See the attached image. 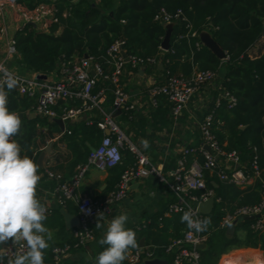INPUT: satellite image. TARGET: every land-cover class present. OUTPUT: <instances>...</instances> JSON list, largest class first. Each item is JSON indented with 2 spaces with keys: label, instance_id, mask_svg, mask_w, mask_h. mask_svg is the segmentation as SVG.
<instances>
[{
  "label": "trees",
  "instance_id": "16d2710c",
  "mask_svg": "<svg viewBox=\"0 0 264 264\" xmlns=\"http://www.w3.org/2000/svg\"><path fill=\"white\" fill-rule=\"evenodd\" d=\"M0 3L4 5L5 11L12 9L22 21L13 35L16 53L11 67L20 73L51 74L61 72L63 64L80 61L89 55L92 58L91 70L96 65L103 69V74L95 77L96 84L92 92L94 95L104 92V107L110 106L115 98L114 85L107 77L115 70L108 50L118 40L124 41L123 49L128 56L157 59V63L144 66L149 72L160 74L157 84H164L174 76L190 77L195 71L210 70L217 73V76L224 71L220 88L212 93L204 114L214 111V132L220 144L228 151L239 152L240 160L247 164V172L253 173L255 154L258 155L260 168L264 169V0H0ZM43 4L55 13V18L49 20L47 27L23 22L19 11L33 12ZM161 10L171 14L182 11V18L174 21L171 48L168 51L161 49L166 27L155 20ZM188 25L199 36L209 32L224 49L227 60H221L204 45L197 48L196 43L200 37H192ZM2 27L0 18V33ZM256 48L257 54L252 55ZM159 63H162L163 69L159 68ZM138 71L139 67L126 63L120 75L122 85L130 74ZM223 92L236 97L234 107L229 108L224 98L219 107L216 105L217 98ZM59 104L55 109L62 113L64 107L80 108L82 101L68 99ZM37 105V96L21 95L15 88L9 92V111L24 115L20 117V132L13 137L21 146V156L36 161L39 156V151H35L38 140L46 144L59 135V141L67 144L73 156L67 166L70 171L85 164L105 136L98 125L100 116L87 120L80 118L77 121L68 119L63 133L50 117H31L30 113ZM243 126L246 128L243 129ZM122 152V162L109 169L113 176L112 187L97 198H103L114 190L122 174L135 164L136 159L131 151L124 149ZM194 157L200 162L204 161L199 152ZM188 160L191 161V155ZM38 171L43 169L38 168ZM208 173L206 170V177ZM217 183L219 186L215 187L212 181L209 182V187L215 192V199L220 198L221 201L215 203L211 214L205 215L206 220L210 221L206 228L209 237L206 248L200 250V264H218L226 248L241 244L236 234L228 235L227 229L221 226L226 214L225 208H236L227 204L228 199L236 198V186L220 181ZM260 200L261 196L257 203ZM56 214L61 216L59 211ZM172 214L188 230L187 224L181 222L184 213ZM252 222L245 219L243 225L250 229ZM153 226L157 225L154 223ZM148 228L134 231L137 248H140V240L149 236ZM184 233L175 239L182 238ZM250 234L257 235L251 229ZM169 245L143 249L152 251L153 258L166 259L168 264H174V255L166 251ZM122 264H128L126 258Z\"/></svg>",
  "mask_w": 264,
  "mask_h": 264
},
{
  "label": "built area",
  "instance_id": "2783aa9c",
  "mask_svg": "<svg viewBox=\"0 0 264 264\" xmlns=\"http://www.w3.org/2000/svg\"><path fill=\"white\" fill-rule=\"evenodd\" d=\"M19 12L24 23L42 24L44 27L48 26L49 20L55 18L54 11L44 4L38 6L33 12ZM5 16L4 5L0 3V18L3 23L0 36L7 35ZM179 18H182L181 10H178L175 14L161 10L155 16V20L164 25L174 23ZM188 28L192 37L199 36L197 32L191 30V25H188ZM7 45V58L0 61V80L4 79L5 72L17 78L18 82L15 88L21 95L37 96L38 105L36 111L38 114L51 119L76 120L82 115L84 110L91 108L102 109L101 104L105 100L104 92L94 95L92 90L96 84V75L103 74V69L100 65H96L91 70V57H85L78 62L63 64L61 68L63 80L48 82L30 77L10 67L8 59L12 58L16 53L14 40H9ZM123 45L124 41L118 40L108 50L110 61L115 66V70L107 77L111 79L114 85L115 98L113 107L116 111L135 108L134 104L129 103V96L120 79L125 64L130 62L133 67H144L146 64L157 63L156 58L145 59L137 56H128L129 60L127 61L123 54L125 52ZM202 45L201 40L196 43L197 48ZM223 60H227V55ZM216 77L217 73L210 70L195 71L190 77L174 76L169 78L164 84H153L149 88V96L153 105H158L161 98H166L172 105L174 116L178 117L188 107L195 94L213 82ZM223 98L227 101L229 108L234 107L237 103L234 95L229 92H223L220 93L216 100L218 107L222 104ZM65 99H79L82 101V106L76 109H65L63 116L59 117L54 106L60 100ZM103 115L104 117L98 125L103 131H109V134H105L100 145L91 152L87 162L76 167L70 179H64L61 173L53 172L49 169L46 171L49 178L57 183L55 194L59 205L64 207L69 201H73L78 207L79 226L74 231L77 245L84 244L86 241L95 238L93 226L97 222L99 214L101 213L99 218H102L105 214L111 212L115 204L124 200L130 192L131 184L134 181L152 175L156 176L159 182L163 183L174 196L175 201L170 203L167 214L191 212L194 219L204 221L206 217L198 212V205L210 197H215L214 190L209 187V180L205 175L206 170L216 175L221 182L231 183L239 187L249 185L252 177L259 176L262 172L257 154L254 156L252 174L244 169L236 168V163L239 162L240 158L239 152L237 150L228 151L220 144L214 132V111L205 115L200 122L201 144L197 147L189 146L184 148L176 167L169 171H165L158 166L146 153L140 150L116 123L112 114L103 111ZM206 146L211 149V152L205 149ZM124 149L134 154L136 162L122 174L115 189L103 198H94L82 194L80 188L89 170L96 168L100 171H108L114 168L122 162V151ZM197 152L201 153L204 161L200 162L195 158L189 161L188 156H193ZM254 152L256 153L255 148ZM247 217H255L250 226L251 229L254 232L264 234V185L262 186L261 200L258 203L244 205L232 212H227L221 222V226L227 229L229 225ZM208 237L206 229L197 232L188 228L184 236L175 239L167 247L166 251L176 253L174 264H200L201 253L198 246L206 243ZM64 250H56V260H58L59 254L65 252ZM26 251L27 247L24 242L9 240L4 244L0 262L10 261L17 254H23ZM151 259H154L152 251H145L143 248L129 249L126 253L128 264H143Z\"/></svg>",
  "mask_w": 264,
  "mask_h": 264
},
{
  "label": "crops",
  "instance_id": "0c3cea01",
  "mask_svg": "<svg viewBox=\"0 0 264 264\" xmlns=\"http://www.w3.org/2000/svg\"><path fill=\"white\" fill-rule=\"evenodd\" d=\"M5 15L7 35L0 36V61L7 58L8 41L13 40L15 31L22 25L21 19L12 9H9ZM253 51L252 55L257 54L258 48ZM263 53L264 51H262ZM12 59L13 57L8 59L10 67ZM78 61L76 60L75 62ZM161 64L159 63V68L163 69V67H160ZM146 68L139 67V71L130 74L123 83L124 89L129 96L128 101L130 104H134V109L116 111L113 103L105 107L101 104L102 109L91 108L84 110L78 119L72 121H77L80 118L87 120L90 117H96V115L100 116L101 121L104 117L103 111L112 114L116 123L125 131L130 140L146 153L154 163L165 171H169L177 164L184 148L189 146L197 147L201 144L200 122L203 120V114L207 104L211 100L212 93L216 88H220L221 80L224 78L225 73L222 71L217 76V80H214L200 92L196 93L183 113L175 117L172 106L166 99H160L158 105H153L149 96V88L157 83L160 74L157 75L155 72H149ZM23 74L35 78H38V75H46L47 78L44 81L48 82H58L64 78L61 72L51 74L24 72ZM59 102L54 106V109L60 106ZM62 109V113H59L55 109L59 117L63 116L67 108L64 107ZM32 113H36L35 117L40 115L37 113L36 108L30 113L31 117L35 118L32 116ZM64 121L66 124V120ZM65 131L62 132L64 133ZM44 132H46V129ZM103 132L106 134V131ZM141 140L147 141L149 146L147 148L143 147ZM50 144H52V153L46 154L43 167H40L38 165L39 159ZM224 145L226 146L227 142ZM35 151H39V156L34 162L38 168L43 169V171H38L41 179L37 185L36 196L48 210L46 213L47 219L43 223L52 233V239L48 241L49 247L44 250V263L54 260L52 264H96V257L107 247V245L99 244L98 241L103 238L104 232L111 220L125 213L129 217L126 228L136 231L142 227L147 229L152 226L148 228L150 232L149 236L140 240V248L166 246L171 244L177 236L183 235L186 230L174 218L173 214H167L166 207L174 200V196L163 183L159 182L156 176L152 175L132 182L127 197L115 204L110 213L99 218L101 227L95 226L97 222L93 226L95 238L86 241L84 244L77 245L74 236V231L77 227L68 229L66 219L61 210L64 209L67 213L78 217V207L73 201L68 202L64 207L59 205L55 194L57 183L55 180L49 178L46 173L47 169L54 170L53 172L61 173L64 179H70L76 170L75 168L74 171H70V168L67 167L71 163L73 156L67 144L59 141V135L47 141L46 144L38 140V147ZM194 156H191V161L192 158H195ZM246 167L247 164L239 158L236 168L245 170ZM207 179L209 182L212 181L215 187L219 186L217 182L220 180L216 175L209 172ZM112 183L113 176L109 170L100 171L96 168H91L84 179L80 192L84 195L97 198L109 190L112 187ZM263 185L264 169L259 176L252 177L249 185L244 187L235 185L238 191H236V198L228 199L227 204L230 203V207L236 206L235 209H237L244 205L257 203L261 196ZM215 200V203L221 201L220 198ZM57 211H59L61 216L56 214ZM225 211L226 213L232 212L233 208H225ZM244 220L240 219L236 222V229L233 233L237 235L241 244L226 248L221 254L218 264H264V234L257 232V235L250 234L251 227L249 229V227L243 225ZM154 223L157 226H153ZM233 234L228 235L232 236ZM3 249L4 245H0V259ZM58 249H65V252L59 254V258L56 260L55 255ZM172 254L175 259L176 253L170 252V255ZM161 260L167 261L166 259ZM0 264H9V261L0 262Z\"/></svg>",
  "mask_w": 264,
  "mask_h": 264
},
{
  "label": "clouds",
  "instance_id": "9594fccd",
  "mask_svg": "<svg viewBox=\"0 0 264 264\" xmlns=\"http://www.w3.org/2000/svg\"><path fill=\"white\" fill-rule=\"evenodd\" d=\"M17 82L7 72L0 80V245L9 240L26 244L27 251L17 254L9 264H44V250L49 247L52 233L43 223L47 208L36 196L41 177L37 164L28 156H21V146L13 137L19 134L22 121L7 107L9 92ZM141 144L145 148L149 146L145 140ZM98 218L95 226L101 227ZM128 220L125 213L108 224L98 241L107 247L96 257V264H122L128 250L137 248L136 233L126 228ZM181 222L197 232L205 230L210 223L194 219L191 212H185Z\"/></svg>",
  "mask_w": 264,
  "mask_h": 264
},
{
  "label": "water",
  "instance_id": "95a60500",
  "mask_svg": "<svg viewBox=\"0 0 264 264\" xmlns=\"http://www.w3.org/2000/svg\"><path fill=\"white\" fill-rule=\"evenodd\" d=\"M166 34L165 37L163 39L162 42V49L164 51H168L171 48V36L173 33V29H174V23H169L166 26ZM200 40L202 42V44L207 47L209 50H211L218 58L220 59H225L226 58V53L224 51V49L221 47V45L215 41V39L212 37V35L208 32H203L200 35ZM126 60L128 61V55L126 52L123 53ZM86 58L89 57V55L85 56ZM160 67L162 68L163 65L161 64ZM47 78L46 75H38V79H42L45 80ZM20 117H22L23 115L20 114ZM32 116L35 117L36 113H32ZM60 127L62 131L66 130V124L65 121L62 118H54L53 119ZM245 128V127H242ZM106 134H109V131L105 132ZM205 149L209 152H211V149L206 146ZM52 153V144H50L48 146V148L46 149L45 152L42 153L40 159H39V166L43 167V161L44 158L46 156V154H50ZM215 198L214 197H210L208 200L201 202L198 205V212L200 214L203 215H209L212 213L214 207H215ZM61 213L64 215L66 222H67V227L68 229H73L75 227L79 226V217L71 215L69 213H67L64 209L61 210ZM255 217H247L248 220H253ZM236 222H234L233 224L229 225L227 228V233L228 234H233L235 232L236 229ZM206 243L200 244L198 246V249L202 250L206 248ZM168 262L165 260H161V259H151V260H147L145 261L143 264H167Z\"/></svg>",
  "mask_w": 264,
  "mask_h": 264
},
{
  "label": "rangeland",
  "instance_id": "374dc122",
  "mask_svg": "<svg viewBox=\"0 0 264 264\" xmlns=\"http://www.w3.org/2000/svg\"><path fill=\"white\" fill-rule=\"evenodd\" d=\"M7 11H5V14H6Z\"/></svg>",
  "mask_w": 264,
  "mask_h": 264
}]
</instances>
